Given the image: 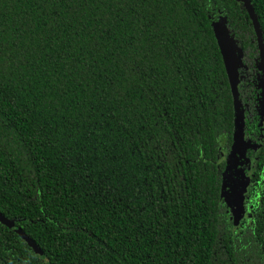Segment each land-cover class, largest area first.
I'll return each mask as SVG.
<instances>
[{
  "label": "trees",
  "instance_id": "trees-1",
  "mask_svg": "<svg viewBox=\"0 0 264 264\" xmlns=\"http://www.w3.org/2000/svg\"><path fill=\"white\" fill-rule=\"evenodd\" d=\"M249 2L254 19L239 0H0V264H264V0Z\"/></svg>",
  "mask_w": 264,
  "mask_h": 264
},
{
  "label": "water",
  "instance_id": "water-1",
  "mask_svg": "<svg viewBox=\"0 0 264 264\" xmlns=\"http://www.w3.org/2000/svg\"><path fill=\"white\" fill-rule=\"evenodd\" d=\"M239 1L242 3L243 7L247 10L251 18L254 19L253 10H252L249 0H239ZM212 32H213V36L216 41L219 54L222 60V64H223L225 75L228 81V86H229V90L231 93V97H232V100L235 101L236 95H237L238 67H239V57L237 54V47L235 43L233 42V40L231 39V37L229 36L226 25L222 20H218L212 23ZM255 33L258 34L257 28H255ZM257 45L259 48L260 58L261 60H263V47H262L261 39L258 35H257ZM259 83H260L259 86L262 89V91L260 92L261 94L260 106L262 108L260 113H261V117L263 118V114H264V71H263V78L260 80ZM235 134L240 137V134H241L240 127L238 129V127L236 126L232 137H234ZM233 146H234V140H233V143L231 144V150ZM244 147H245V144H244ZM247 183H248V178L244 177L243 183L240 189V197ZM0 222L6 225L11 224V222L5 219L2 215H0ZM16 231L18 234L24 236L23 233H21L19 229H16ZM27 242L32 246L34 252L38 254L40 253L37 247L34 246L32 242H30L28 239H27Z\"/></svg>",
  "mask_w": 264,
  "mask_h": 264
},
{
  "label": "rangeland",
  "instance_id": "rangeland-1",
  "mask_svg": "<svg viewBox=\"0 0 264 264\" xmlns=\"http://www.w3.org/2000/svg\"><path fill=\"white\" fill-rule=\"evenodd\" d=\"M263 78V73H257V81ZM235 124L239 127L242 124V111L238 107L236 108V116H235ZM244 136L242 132L240 137L238 135H234V146L231 150V159H229L226 171L223 175L222 181V198L225 203L231 209V219L236 223L241 217H243L238 210V203L240 197V189L243 183V179L246 174V170L244 169V164L242 160L241 151L244 148V141L242 139ZM244 157V156H243ZM245 158V157H244Z\"/></svg>",
  "mask_w": 264,
  "mask_h": 264
}]
</instances>
